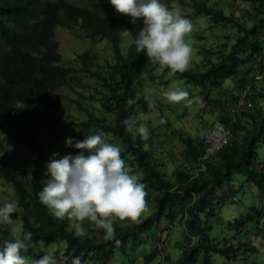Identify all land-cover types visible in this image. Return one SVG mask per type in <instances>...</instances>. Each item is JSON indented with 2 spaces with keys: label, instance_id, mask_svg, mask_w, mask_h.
I'll return each instance as SVG.
<instances>
[{
  "label": "trees",
  "instance_id": "16d2710c",
  "mask_svg": "<svg viewBox=\"0 0 264 264\" xmlns=\"http://www.w3.org/2000/svg\"><path fill=\"white\" fill-rule=\"evenodd\" d=\"M232 1L227 9L242 8V19L233 11L226 13L221 5L224 1L218 6L208 5L205 0H178L185 16H206L207 27L232 26V34L225 35L226 39L232 38L229 47L224 43L199 45L198 51L203 54L200 65L198 61L188 71L176 73L187 85L200 86L203 91L232 79L233 91L227 88L217 99H208L205 94L207 106L212 107L209 112L217 109L218 113L216 122H202L203 128L225 123L232 129V139L203 159L201 135L179 131L183 152L169 179L158 168L149 147L152 130L144 140L126 131L122 123L137 108L136 85L145 70L139 61L147 60L144 53L136 52L132 39L124 53L119 50L122 29H131L135 35L132 26L104 11L107 3L82 6L67 0H0V152L18 143L32 155L27 170L26 159L2 162L0 179L13 188L20 233L27 230L33 234V245L23 253L30 261L53 252L58 259L67 257L62 264H71L73 257L87 264H150L165 245L161 226L169 224L167 233L173 225L180 228L173 243L179 249L177 264H218V258L212 255L258 264L259 255L264 254V200L258 196L237 216L224 222L220 219L224 204L242 203L237 198L241 188L244 193L264 194V164L259 159V148H264V108H242L232 115L228 105L235 103L246 87L249 99L264 100V0ZM60 22L80 24L92 35L106 39L117 57L110 67L91 69L88 80L96 86L91 87L93 93L83 96L87 100L73 99L66 105L69 114L76 111L77 121L57 109L61 100L70 97L58 90L72 85L81 88L84 84L69 75L71 68L57 64L61 55L52 37ZM88 57L87 52L76 57L80 72L88 71ZM103 88L105 98L100 96ZM105 100L112 105V120L101 111V101L105 104ZM100 132L123 144L122 158L141 170L140 180L147 185L149 213L138 222L117 221L114 240H105L104 230L89 226L87 221L83 224L85 235L77 236L71 222L51 215L37 195L48 179L47 164L55 153L54 145L65 137L82 141ZM77 153L74 147L66 146L64 154L55 158ZM197 162L205 164V169L195 173ZM215 224L221 227L213 235ZM4 240L11 239L0 227V245ZM147 244H152L151 250Z\"/></svg>",
  "mask_w": 264,
  "mask_h": 264
},
{
  "label": "clouds",
  "instance_id": "9594fccd",
  "mask_svg": "<svg viewBox=\"0 0 264 264\" xmlns=\"http://www.w3.org/2000/svg\"><path fill=\"white\" fill-rule=\"evenodd\" d=\"M110 4L116 12L110 11L108 7H104L103 10L111 12L114 16L122 17L131 26L142 21V27L138 31L132 26L136 31L135 35L131 29H122L121 40L131 37L136 52L144 53L150 63L161 69H169L173 73L181 74L189 70L194 53L195 41L192 38L194 25L183 14L179 6L173 4L171 0H108L107 6ZM125 16L130 17V20ZM58 26L66 29L73 27L79 39L86 41L84 43L89 46L90 44H104L105 49L113 54L106 39L96 37L88 30L81 28L80 24H71V22L55 25L52 38L57 43V49L58 42L55 36L58 30L55 28ZM82 50L74 54L76 66L73 62L66 65L72 70L69 75L76 76L80 83H84L81 76L88 79L91 69L108 67L105 66L107 62L103 66L96 65L98 56L93 53L91 46ZM83 52H87L89 56L88 71L80 72V62L76 57ZM60 60L58 65H60ZM86 85L82 84L79 89H83ZM65 90H68L67 86L58 91L64 92ZM145 93L144 98L149 107H155L156 102L150 95L151 89H145ZM163 97L171 104L191 106L194 103H202V98L190 97L189 92L180 86H170L163 92ZM79 100L87 99L80 95ZM230 104L228 103L229 106ZM61 106L60 104L59 111ZM143 119L148 120L150 116H144ZM122 123L126 131L131 132L135 121L128 118ZM159 123L164 124L166 121L160 119ZM137 132L142 139L149 138V128L145 124L141 123ZM104 137L105 134L100 132L88 135L82 141L67 138L66 146L74 147L78 153L74 156L65 155L60 159H56L58 154L53 153L47 164L49 178L44 181V186L37 195L40 203L49 210L51 215L59 220L67 219L71 222V227L77 236L85 235L83 224L88 221L97 229L104 230L105 240H114V225L117 221L138 222L150 210L147 202V185L141 182L138 175L130 171L126 161L122 158L121 148L114 143L107 142ZM194 172L196 173L197 170ZM16 212L15 201L4 202L0 206V227L15 225L17 221L16 218H12V214ZM18 231L14 230L13 237L8 238L11 240H4L0 245V264H62L67 259V257L58 259L53 252H47L38 259L29 261L23 253L33 245V234L27 230L18 234ZM116 243L119 244V241ZM71 264H87V262H82L80 257H73Z\"/></svg>",
  "mask_w": 264,
  "mask_h": 264
},
{
  "label": "rangeland",
  "instance_id": "374dc122",
  "mask_svg": "<svg viewBox=\"0 0 264 264\" xmlns=\"http://www.w3.org/2000/svg\"><path fill=\"white\" fill-rule=\"evenodd\" d=\"M108 0H67V2L80 4L82 6H101L105 5L104 3H107ZM225 8V12L233 11L235 16L241 17L244 12L242 8L238 9L237 6L234 7V9H227V3H234L232 0H206V3L208 5L210 4H217L218 6L220 3ZM236 1V0H235ZM171 2L177 6H179L184 14V8L182 5H179L178 0H171ZM110 11L116 12L115 9L111 6H107ZM106 10V9H105ZM127 19L130 20V17L125 16ZM188 19H190L194 25V31L192 33V38L194 39L195 43L193 45L194 47V53L192 58L191 66L196 64L198 61L200 65V59L203 54L199 53V45H205V46H218L226 45V47L230 46V43H232V38L226 39V33L230 32L232 34V26L230 25H215L211 27L208 26V20L206 16L202 14L192 15V16H186ZM242 19V17H241ZM128 20V22H130ZM132 26L138 31L139 28L142 27V21H138L136 25ZM55 30H58L55 36V40L58 42V49L61 55L60 65L66 66L70 65L71 62L74 63V66H76V62L74 59L75 53H80V51L84 48L92 47L93 53L98 56L96 58V65L103 66L106 62L109 63L107 66L110 67V65L116 63V56L115 54H111L110 51L106 50L104 44H90V46L84 42V40L79 39L78 35L75 34L74 28L71 27L69 29L60 28L59 26L55 28ZM55 33V31H54ZM232 37V36H231ZM131 42V37L129 38H123L120 43V51L122 53L125 52L127 46ZM61 50V51H60ZM83 51V50H82ZM108 52V55H107ZM214 60V59H213ZM143 62V63H142ZM111 63V64H110ZM139 66L145 70L143 71L141 78L138 80L139 85L136 82V87L138 91L136 92V97L134 99V102L137 105V108L134 110V114H131V119L134 120L136 123L133 128L134 134H139L137 132V128L141 123L145 124L149 128V132L151 131V137H150V149L153 152L154 157L156 158V163L158 164V168L162 171V173L169 179L171 178L172 171H174L175 167L177 166L179 160L181 159L180 156L182 155V145L179 141V131H185L191 136H199L202 134L203 129V123L205 121H212L216 122V115L218 113L217 109H214L216 111L209 112L212 110V107L207 106L208 101L205 98V94L208 96V99H217L221 97L222 92H227L229 88L231 89L232 79L228 78L223 81V83L217 87H214L208 91H203L200 86H189L184 82V79L178 76L176 73L171 72L169 69H161L157 65H153L148 60L139 61ZM152 75V77L149 79V76ZM82 81L85 84H88L89 86H85L83 89H79L76 87H67L70 90H65L64 93H67L70 97L66 99L65 101H60V104L62 105L60 108V111L64 114H69L66 105L71 102L73 99H79L80 95L87 96L88 93H93L95 89L92 90V86H96L94 82H91V80H88L84 76H81ZM93 83V85H92ZM176 87L180 86L183 87L185 90L189 92L190 97H200L202 98V103H194L191 106H185L184 104H171L169 103L164 97L163 92L166 91L169 87ZM145 89H151V97L155 100V107L150 108L148 105V102L145 100ZM100 96L101 98H105L107 96V92L104 90H100ZM105 104L101 101V111L104 113L103 115L110 120L113 118V114L110 111H113L112 105L109 104L108 100L104 101ZM229 103V102H228ZM257 103L259 106L261 105L264 108V100L258 99ZM60 104L58 106V109L60 107ZM87 104V103H85ZM109 107V110L106 108ZM76 111H71V115L69 114L68 117L71 119L77 121L78 117L75 116ZM74 115V116H72ZM144 116H150V119L145 120L143 119ZM160 119H164L166 123L160 124ZM62 129V128H61ZM60 129V130H61ZM98 134V133H97ZM69 137H65L67 139ZM73 140L75 139L74 137ZM105 140L110 143H114L118 145L121 148V151L124 150L123 144L120 142H114L110 138H107L105 135ZM66 140H63L57 144L54 145V152L58 155L56 157L62 156L66 149ZM148 143L147 147L148 148ZM5 148V152L0 153V163L2 161H16V160H23L26 159V170L27 168H30L32 155L27 150V148L24 145L21 144H14L9 146V149ZM126 161V164L128 165L130 171L133 174H136L139 176V178L142 177V172L139 168L136 167V165H132L129 160H126V158H123ZM259 159L263 161L264 164V148H259ZM262 164V165H263ZM136 169V170H135ZM49 178V176H48ZM13 188L12 186L6 182L0 179V206L3 205L6 201H14L13 196ZM254 195H257L254 197ZM260 196L262 200H264V194L258 195L257 191L254 192H245L244 189L241 188V191L238 192L237 198L242 200L241 202H235L233 204L228 203L224 204L221 212V221H226L227 219H231L234 216H237L240 211L244 210L246 208V205H249L254 200L256 201L257 198ZM12 198V199H11ZM236 198V199H237ZM11 199V200H10ZM245 202V203H244ZM18 212L16 214H12V218H16V224L12 226H4V235L8 238L13 237L12 232L14 230H19L18 234H20L21 230V223L18 220ZM89 226H94L93 224L89 223L87 221ZM171 225L166 224L161 226V235H165V245L164 248L159 253V256H155L150 264H177L178 255H179V249L176 248L173 243L176 239H178L180 235V228L177 225H173L172 228H167ZM221 225L215 224V227L212 231V234L214 235L216 233V229L220 228ZM223 231V230H222ZM171 232V234H170ZM148 250H151L152 244L146 245ZM133 248V247H131ZM137 251V249H136ZM136 251H133L136 253ZM130 258V257H129ZM212 258H218L215 259V262L218 264H244L240 260L238 263L234 260H228L220 255H212ZM258 264H264V254L261 253L258 257ZM30 261V260H29ZM214 264V261L213 263ZM246 264H248L246 262Z\"/></svg>",
  "mask_w": 264,
  "mask_h": 264
},
{
  "label": "built area",
  "instance_id": "2783aa9c",
  "mask_svg": "<svg viewBox=\"0 0 264 264\" xmlns=\"http://www.w3.org/2000/svg\"><path fill=\"white\" fill-rule=\"evenodd\" d=\"M249 88L246 87L240 94L238 100L229 106L230 113L233 115L237 110L251 107H258L255 100L249 99ZM232 139V129L223 122H217L214 125H208L203 129V153L201 157L207 158L213 153L219 151L225 144ZM196 170H204L205 164L197 162Z\"/></svg>",
  "mask_w": 264,
  "mask_h": 264
},
{
  "label": "bare ground",
  "instance_id": "6f19581e",
  "mask_svg": "<svg viewBox=\"0 0 264 264\" xmlns=\"http://www.w3.org/2000/svg\"><path fill=\"white\" fill-rule=\"evenodd\" d=\"M63 15V14H62ZM60 23H62L63 24V22H60ZM66 23V22H65ZM66 29V28H65ZM58 53H60V52H58ZM96 70H98L97 68H96Z\"/></svg>",
  "mask_w": 264,
  "mask_h": 264
}]
</instances>
